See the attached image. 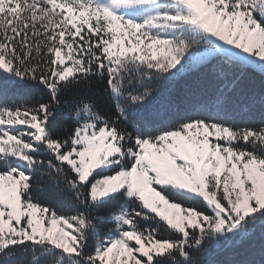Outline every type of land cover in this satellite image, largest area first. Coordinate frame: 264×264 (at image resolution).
Returning <instances> with one entry per match:
<instances>
[{
	"label": "snow or ice",
	"instance_id": "6c2138e0",
	"mask_svg": "<svg viewBox=\"0 0 264 264\" xmlns=\"http://www.w3.org/2000/svg\"><path fill=\"white\" fill-rule=\"evenodd\" d=\"M257 232L264 0H0V264H214Z\"/></svg>",
	"mask_w": 264,
	"mask_h": 264
},
{
	"label": "trees",
	"instance_id": "16d2710c",
	"mask_svg": "<svg viewBox=\"0 0 264 264\" xmlns=\"http://www.w3.org/2000/svg\"><path fill=\"white\" fill-rule=\"evenodd\" d=\"M192 77H186L181 81V84L191 83ZM245 84L251 89L259 90L262 86L261 80L258 77L245 78ZM177 85L167 84L161 89V95L157 98L156 104L167 99L169 96L175 95ZM33 92L31 89L20 88L18 90L19 96H26ZM60 123H66L62 118ZM58 210H60L58 208ZM264 244V237H261L260 233L257 232L256 236L245 244L235 247L227 248L220 252H217L211 257L214 264H241V262L248 259H259V253L261 245Z\"/></svg>",
	"mask_w": 264,
	"mask_h": 264
}]
</instances>
